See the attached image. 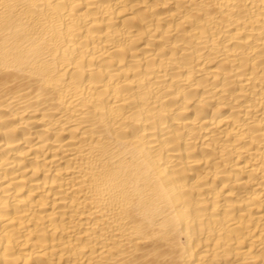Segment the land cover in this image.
<instances>
[{"label": "bare ground", "instance_id": "6f19581e", "mask_svg": "<svg viewBox=\"0 0 264 264\" xmlns=\"http://www.w3.org/2000/svg\"><path fill=\"white\" fill-rule=\"evenodd\" d=\"M0 264H264V0H0Z\"/></svg>", "mask_w": 264, "mask_h": 264}]
</instances>
